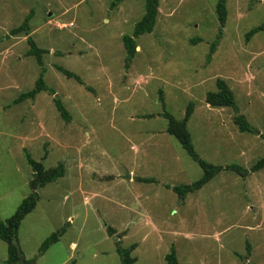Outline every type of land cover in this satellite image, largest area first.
Here are the masks:
<instances>
[{
	"label": "rangeland",
	"instance_id": "1",
	"mask_svg": "<svg viewBox=\"0 0 264 264\" xmlns=\"http://www.w3.org/2000/svg\"><path fill=\"white\" fill-rule=\"evenodd\" d=\"M114 2L0 0L1 219L33 191L26 149L36 160L46 157L47 168L65 169L38 189L18 229L21 253L34 264H121L116 241L137 243L135 264H167L172 248L180 264H264V168L246 176L223 170L180 198L172 187L201 178L203 169L168 133L161 102L179 120L194 103L188 129L207 162L249 169L264 157V31L246 39L264 22V0H227L222 29L217 0H160L154 30L137 38L129 68L122 37L142 18L145 0ZM29 14L43 65L25 33L11 34ZM43 71L55 94L15 103ZM218 78L233 90L251 131L238 128L232 108L205 101ZM63 225L65 233L41 254L45 238ZM7 257L0 238V264Z\"/></svg>",
	"mask_w": 264,
	"mask_h": 264
},
{
	"label": "trees",
	"instance_id": "2",
	"mask_svg": "<svg viewBox=\"0 0 264 264\" xmlns=\"http://www.w3.org/2000/svg\"><path fill=\"white\" fill-rule=\"evenodd\" d=\"M121 1L124 0H116L113 5H116ZM159 6L160 0H145V12L142 18L135 24L132 34L123 35L122 40L127 53V68H129L133 58L137 53V38L144 35L145 33H151L154 30L159 15ZM216 13L220 22V29H222L225 26V21L227 18V0H217ZM30 18V14L27 15L20 26L15 27L11 30V34L25 33L28 36V41L30 42L32 48L29 53L35 54L37 56L39 64L43 65L41 54L44 49L38 47L36 42L30 36ZM261 31H264V22L247 32L246 39L250 40L252 36H254V34ZM221 33L222 31H220L218 34L219 38ZM219 38L215 39L210 45V52L208 54L209 60L212 57V54L216 51ZM56 68L64 73L68 78H75L79 83H84L76 73L58 65H56ZM44 77L45 76L43 71L38 78L35 87L32 90L21 93L19 97L14 100V102L18 103L25 99H33L40 91H49L51 94H55V91L51 87H48ZM87 88H89V86H87ZM53 100L62 118L69 121L70 114L64 103L59 99V97H54ZM205 101L212 107L232 108L235 112L234 122L238 126V128L241 131H251L250 123L248 122L245 115L239 112V108L235 100V94L229 87L225 79L218 78L216 80V90L209 91L206 94ZM161 102L164 108V112L162 115L168 120V133L173 135L179 141L186 152L203 169V175L201 178L189 184L175 185L172 187L173 191L180 198H185L188 194L201 189L205 184L213 179L215 175L223 170H233L238 174L246 176L251 172L259 171L264 168V157L260 158L249 169L238 164H228L224 166L216 165L202 159L196 151V148L192 141V135L188 129V121L192 113L194 112V103L190 102L188 104L185 117L182 120H179L165 109L166 104L163 96H161ZM24 152L27 162L32 168V177L29 181V185L33 189V191L22 201L15 213L11 217H9L7 221H3L0 217V238L6 242L8 251V257L5 262L6 264H21L18 263L20 258L18 255V248L16 246V243H18V229L24 217L36 207L37 202L40 199V193L38 192V189L43 188L48 183L56 181L58 178L62 177L65 172L64 164L62 163H60L56 167L47 168L43 162L46 157H43L44 159L39 161L34 159L26 149H24ZM140 180L144 182L153 181V179L149 178H140ZM65 231L66 225H63L57 231L53 232L47 238H45V240L41 244L40 253H45L52 244L56 243L59 240L60 236H62ZM109 235H113L111 229ZM136 247L137 243H132L129 247H125L122 246L121 241H116V250L120 256L121 264H135L137 258L133 256L132 252L136 249ZM247 247L249 249V244H247ZM165 260L167 264H180L174 248H172L171 251L165 255ZM26 264H34V262H32L31 260H26ZM246 264L252 263L246 262Z\"/></svg>",
	"mask_w": 264,
	"mask_h": 264
},
{
	"label": "water",
	"instance_id": "3",
	"mask_svg": "<svg viewBox=\"0 0 264 264\" xmlns=\"http://www.w3.org/2000/svg\"><path fill=\"white\" fill-rule=\"evenodd\" d=\"M16 246H17V248H18V255H19V258H20V260H19L18 263L26 264V259H25L24 255L21 253V250H20V248H19V244L16 243Z\"/></svg>",
	"mask_w": 264,
	"mask_h": 264
},
{
	"label": "crops",
	"instance_id": "4",
	"mask_svg": "<svg viewBox=\"0 0 264 264\" xmlns=\"http://www.w3.org/2000/svg\"><path fill=\"white\" fill-rule=\"evenodd\" d=\"M130 177H131V176L129 175V179H130ZM6 260H7V259H6ZM4 263H5V262H4ZM5 264H6V263H5Z\"/></svg>",
	"mask_w": 264,
	"mask_h": 264
}]
</instances>
